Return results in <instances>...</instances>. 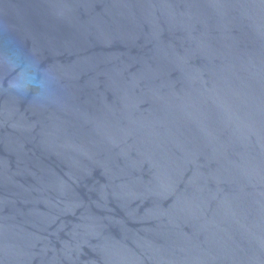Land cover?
Segmentation results:
<instances>
[{
  "label": "water",
  "instance_id": "95a60500",
  "mask_svg": "<svg viewBox=\"0 0 264 264\" xmlns=\"http://www.w3.org/2000/svg\"><path fill=\"white\" fill-rule=\"evenodd\" d=\"M0 264H264V0H0Z\"/></svg>",
  "mask_w": 264,
  "mask_h": 264
}]
</instances>
